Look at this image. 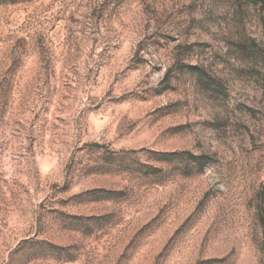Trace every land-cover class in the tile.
<instances>
[{"label":"rangeland","instance_id":"rangeland-1","mask_svg":"<svg viewBox=\"0 0 264 264\" xmlns=\"http://www.w3.org/2000/svg\"><path fill=\"white\" fill-rule=\"evenodd\" d=\"M0 264H264V0H0Z\"/></svg>","mask_w":264,"mask_h":264}]
</instances>
